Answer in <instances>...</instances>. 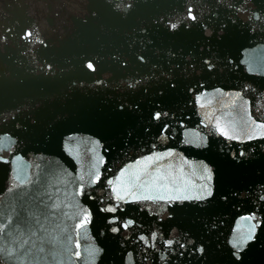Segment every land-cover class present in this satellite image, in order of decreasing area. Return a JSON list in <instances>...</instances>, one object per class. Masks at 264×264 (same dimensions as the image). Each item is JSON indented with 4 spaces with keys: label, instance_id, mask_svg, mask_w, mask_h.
Here are the masks:
<instances>
[{
    "label": "water",
    "instance_id": "95a60500",
    "mask_svg": "<svg viewBox=\"0 0 264 264\" xmlns=\"http://www.w3.org/2000/svg\"><path fill=\"white\" fill-rule=\"evenodd\" d=\"M0 264H264V0H0Z\"/></svg>",
    "mask_w": 264,
    "mask_h": 264
},
{
    "label": "snow or ice",
    "instance_id": "6c2138e0",
    "mask_svg": "<svg viewBox=\"0 0 264 264\" xmlns=\"http://www.w3.org/2000/svg\"><path fill=\"white\" fill-rule=\"evenodd\" d=\"M193 19H195V17H193ZM171 27L175 28L176 25L173 24ZM29 35H31V33H29ZM87 67H88L89 69H93V65H92V64H88ZM159 116H160V113H157V114H156V118H159ZM165 155H171V154H170V153H166ZM157 159H159V157H157ZM148 160H149V162H151L152 158L149 157ZM122 175H123V173H122ZM97 179H99V177H97ZM139 179H140V177L137 176V177H136V180L139 181ZM109 183H112V182L109 181ZM133 186H135V184H134ZM141 186H143V185H141ZM125 195H128V192H127V191L125 192ZM208 195H211V192H210V191L208 192ZM132 196H133V199H154V197H152V196H137V195H135V193H133ZM117 198H118V199H122V197L119 196V193L117 194ZM158 198H159V199H165V197H163V196L158 197ZM173 198H178V197H173ZM112 210L114 211L115 209H112ZM86 220H87V218H85V221H86ZM131 223H132V222L129 221V224H131ZM125 227H127V225H125ZM248 238L251 239L250 236H249ZM201 251H203V249H201Z\"/></svg>",
    "mask_w": 264,
    "mask_h": 264
}]
</instances>
